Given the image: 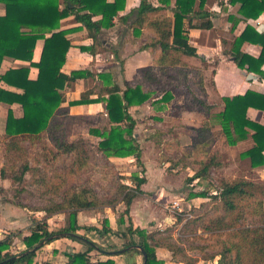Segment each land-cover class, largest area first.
I'll use <instances>...</instances> for the list:
<instances>
[{"label": "trees", "instance_id": "16d2710c", "mask_svg": "<svg viewBox=\"0 0 264 264\" xmlns=\"http://www.w3.org/2000/svg\"><path fill=\"white\" fill-rule=\"evenodd\" d=\"M5 12L0 15V64L5 56L29 61L38 70L36 79H28V69H8L0 73V81L22 89L21 93L0 88V102L17 103L21 106L23 115L14 117L8 110L5 130L2 138L3 153L0 177H10L11 185L16 191L23 190L26 174L31 182L38 186L40 194L56 193L61 189L66 174L71 169L48 168L49 162H54L60 155H71L72 164L81 165L89 157L88 140L82 136L67 141L65 139V117L75 118L68 114L72 105L102 103L106 116L107 128L89 129V133L100 138L97 143L99 152L106 156H133L138 166L141 162V149L133 132L136 120L129 112L132 106L143 103L170 102L172 93L164 91L160 98L153 99L152 92L144 90L141 83L130 85L127 82L120 85L112 79L110 72H93L88 69H74L64 73L61 68L66 60V53L71 45L66 35L70 32L85 29L92 44L82 46L91 54L95 53V42L103 29L114 25V17L125 7V0H0ZM238 4V12L244 19H257L264 12V0H229ZM206 0H140L132 10L134 18L131 22L132 33L141 34V29L148 28L154 33L143 48L157 50L153 65L157 72H164L182 63V56H198L196 48L189 44L187 28H211L210 13L204 9ZM73 16L79 26L62 29L60 21ZM235 40L231 54L237 66L246 67L261 75L264 63V43L262 37L254 32L259 39L248 36L246 29ZM48 34V36H46ZM252 37V38H251ZM261 38V39H260ZM37 39H43L40 58L32 61L33 49ZM250 39L262 44V50L257 58L241 53L238 45ZM139 67L141 82L157 84L159 75L152 67ZM92 77L98 80L93 87L82 91L77 99L65 101L64 89L77 79ZM224 108L219 112L220 125L228 144L236 142V134L253 130L254 146L243 152L242 157H249L253 167L264 165V126L254 122L247 115V109L253 107L264 110V94L246 91L244 94L225 97ZM198 102V103H197ZM197 109L203 108V102L197 101ZM193 107V106H188ZM191 147L197 149L209 144V125L194 129ZM46 136L51 146L41 152H35L34 147ZM201 167L186 178L187 184L195 179L209 176L210 168L219 166L216 157L211 155L202 159ZM141 169L140 173H142ZM132 185H125L121 201L124 209L119 212L117 224L123 226L117 231L123 241L121 248L114 244L108 245L111 253L106 259H92L90 252L103 254L105 249L91 242L77 231L95 229L101 235H108L110 228L107 218H103L101 227L79 225L77 214L82 210L94 209L98 201L93 197V190L82 186L65 193L63 202H57L44 208L46 217L35 219L30 233L21 239L23 248L15 253L9 251L11 235L0 239V264H32L36 253L46 244L60 238H69L85 245V250L63 252L67 257L66 264H115L114 257L118 254L131 256L129 264H136L135 255L142 251L132 240V235L139 238L137 246L146 253L145 264H164L158 259L156 249L164 247L171 253L173 260L183 264H194L195 258L188 256L182 247L176 244L159 242L154 232L132 227L129 214L130 205L135 196L141 193L140 186L145 179L138 174H131ZM208 187L197 191L190 190L187 198L200 197L208 199L220 212L208 218L201 225L203 232L218 234L225 232V238L220 241V250L216 264H264V184L255 183L245 178L222 180L218 190L210 192ZM204 202L200 203L203 206ZM68 214L67 225L49 229L47 218L55 213ZM178 221L182 220L176 216ZM43 245L33 249L40 241ZM113 240V239H111ZM143 256V255H142ZM144 259V258H143Z\"/></svg>", "mask_w": 264, "mask_h": 264}, {"label": "crops", "instance_id": "0c3cea01", "mask_svg": "<svg viewBox=\"0 0 264 264\" xmlns=\"http://www.w3.org/2000/svg\"><path fill=\"white\" fill-rule=\"evenodd\" d=\"M139 1L140 0H125L124 9L119 12V15L114 17V25L111 28L103 29L98 35V39L95 42L94 54L81 49L82 46L87 47L93 42L92 39L87 36L85 29H79L68 33L66 37L70 40L71 45L66 53V60L61 70L64 73H69L74 69L86 68L93 72H111L113 69L111 59H114L117 55L119 56L116 48H120V58L123 61L122 68L119 67L121 70V72H119L120 79L130 85H134L131 84L130 81L139 78L137 69L142 66L151 65L154 58L152 51L154 53L157 51L143 48V46L154 36V33L148 28L141 29V34L138 36H135L132 33L131 22L134 18V14L131 12L139 4ZM151 1L156 2V0ZM238 8V4H232L229 0H206L204 9L210 13L209 18L212 27L208 29L198 27L187 28L188 42L196 48L198 56H186L184 59L189 63H197L201 61L206 63L207 69H205L204 75L209 76L210 79V84L205 86L206 92L211 96L212 100L214 99L213 101L217 104L219 103V107H217L218 112L222 111L224 108L223 99L225 97L244 94L248 90L264 94V75L249 70L246 67H238L231 56L236 38L239 37L247 26L249 27L246 29L247 35L249 37L252 36L254 39H259L254 34V32H256L259 36H263L261 43H264V12L257 19H244L239 14ZM4 12V4L0 2V15H3ZM76 26H79V23H77L71 15L60 21V28L62 29ZM46 36H48V34H46ZM100 36L104 37L100 38ZM261 43H256V41L247 39L238 45V49L241 53L257 58L262 50ZM42 46L43 39H37L33 49V62L39 60ZM98 46L105 47L106 50L101 51ZM102 52L106 54L104 58ZM134 57L138 58L131 63ZM18 68H27L28 79H36L38 70L35 66H32L29 61L15 59L8 56H5L2 59L0 73H4L8 69ZM261 70L264 72V63L261 66ZM96 83H98V80L92 77L81 78L72 82L64 89L66 101L62 105H66L68 101L77 99L82 91L93 87ZM143 87H145V85H143ZM0 88L18 93L22 92V89L8 85L3 81H0ZM144 90L146 89L144 88ZM161 105L166 107V103L161 102L160 104L143 103L139 106H132L131 108L142 109L145 107L147 110L149 109L153 112L155 107L158 108ZM102 107L103 105L101 102L72 105L69 107L68 114L72 117L90 116L101 109L103 110ZM9 109L12 110L13 115L16 118L23 115L22 108L19 104L0 102V169L2 166L3 153L2 138ZM187 113H189V117L194 116V118L192 117L191 120L186 121L181 119L182 115L185 114H181L180 121L182 124L192 127L200 125L196 120H202V118L200 119L195 112L192 113L188 111ZM247 115L254 122L264 126V110L249 107L247 109ZM220 128L221 126L216 125V129ZM219 131L220 130H218V132ZM222 133L220 132L218 136L220 141L225 142L226 144L224 151L227 149V151L240 162L235 176H242L250 181H261L264 183V165L253 167L249 157L241 156L243 152H246L255 144L253 130L247 128L245 129V132L237 134L236 142L233 145L227 143L226 137L224 133ZM185 141V145H187L189 149V137L188 141ZM188 175L190 176L191 172ZM139 176L143 177L145 181L140 186L142 192L135 196L130 205L129 214L133 228L139 227L150 232L154 227L165 223L171 215L166 214L161 210L162 208L159 209V206L156 207V204H159L160 202V205L166 206L168 200L186 201L188 202V205L196 206L195 204L201 199L200 197L186 199L189 192L185 194L184 188L180 185L182 184L183 178L180 177L179 181L177 179L172 180L170 177H167L164 168L159 170H154V168L147 169ZM129 180L131 182L130 178ZM188 185L193 187L192 183ZM10 186L11 180L9 176L4 178L0 177L1 188L6 189ZM191 187L188 188V191H197L196 187ZM184 195H186V197ZM9 206H13L12 202L10 203L9 201L2 199L0 196V224L6 222L13 223L14 227L15 225L18 226L19 218L17 217V208ZM94 210L95 209L79 211L77 214L78 224L101 227L100 223L102 220H99V214L95 213ZM106 212L107 213L103 215V218L108 219L110 228L108 235H101L95 229L85 230L80 228L77 231L80 235H84L91 242L105 249L103 254H97L94 250L91 251L90 257L94 260L106 259V254L112 252L110 249H106L108 247L106 236H109V239H113V243L115 239L119 240L117 248H121L123 245V241L117 235V231L123 227L122 225L119 227L117 224L119 212L115 213V210L110 207H107ZM57 215H59V218L62 217L63 219V217L67 216V213H55L48 217L47 220L51 221L54 217H57ZM54 222L55 221H53V223ZM62 223L63 224H61L60 227L65 226L64 220ZM53 225H55V223ZM1 231L2 229L0 228V239L5 236ZM92 235L98 238H93ZM132 240L136 242V245L139 242V238L135 234L132 235ZM78 250H85V245L69 238L56 239L46 244L36 253L32 264H66L68 259L63 252H76ZM156 255L164 264H183L173 260L170 251L164 247H158L156 249ZM192 258H195L194 264H216L218 259V257H216L213 260L205 261L202 259H196L194 255ZM114 260L115 264H129L131 256L121 253L116 255ZM135 260L136 264H143V256L141 254H136Z\"/></svg>", "mask_w": 264, "mask_h": 264}, {"label": "rangeland", "instance_id": "374dc122", "mask_svg": "<svg viewBox=\"0 0 264 264\" xmlns=\"http://www.w3.org/2000/svg\"><path fill=\"white\" fill-rule=\"evenodd\" d=\"M102 37L104 36H100V38ZM98 48L101 51L106 50L105 47L98 46ZM116 51L119 56L117 55L118 58L111 59L113 69L110 74L114 75H112L114 81L122 85L125 81L120 79L119 72L121 70L119 67L122 68L123 61L120 58V48H116ZM152 53L155 58L157 51L155 53L152 51ZM102 56L104 58L106 54L102 52ZM184 57L186 56L181 57L182 63L180 65L173 66L164 72H157L152 62V67L159 75L157 84L141 82L138 72L139 78L130 81L131 84L141 83L145 85L144 88L146 91L152 92V98L155 100L160 98L164 91L171 92L173 96L170 102H164L166 107L164 105L158 108L155 107L153 112L145 107L142 109L129 108V112L131 111L130 113L136 120L133 132L141 149L143 166H138L133 156L114 157L99 152L97 143L100 138L90 134L89 129L107 128L105 112L104 109H101L102 111L100 110L90 116L65 117V139L71 141L79 136L86 138L90 153L89 157L76 167L71 163L73 157L65 154L58 156L54 162L48 163V168L51 170L54 168L61 171L67 168L72 170L64 177L60 190L56 193L40 194L38 186L32 184V179L28 174L24 178V188L18 194H16L12 185L6 189L0 187L1 198L10 203L12 202L13 206L9 207H16L18 211V226L15 225L14 227L13 223L6 222L0 224L2 234L11 235V245L9 247L11 253L23 248L21 239L24 235L30 233L34 225L33 221L46 217L44 208L57 202H63L66 192L80 189L82 186L93 190V194H95L93 197L99 203L94 211L99 214V220H102L103 215L107 213V207L114 209L115 213L124 209V205L121 203L122 191L125 185H132L129 180L131 174L140 175L141 169L146 171L151 168H154V170L164 168L165 174L172 180L177 179L179 181V178L182 177L183 181L180 185L184 188L185 194L189 192L188 188L191 187L186 182V178L189 177L188 174L191 172L192 175L196 169L201 167L199 162L202 159H208L211 155L216 157L219 166L210 168L208 177L192 181L193 187L191 188L196 187V190H200L210 184L209 191L214 193L216 189L218 190L220 181L238 177L243 178L242 176H235L240 162L227 149L224 151L226 144L221 142L218 136L220 132H223L221 128L216 129V125L221 126L217 110L219 103L213 101L214 99L212 100L206 92L205 86L210 84L209 76L204 75L207 65L203 61L189 63L185 61ZM137 58L134 57L131 63ZM198 100L203 102V108L209 107L207 111L197 109L196 102ZM154 104H160V102ZM188 111L195 112L200 119L202 118V120H196L200 125L192 127L181 123V114H185L182 115L181 119L186 121L191 120L192 117L194 118V116L189 117ZM204 122L209 125L207 140L210 142L203 147L199 144L197 149H193L191 142L193 136L196 135L194 129L202 127ZM218 130L220 131L218 132ZM188 137L190 139L189 149L185 145V140L188 141ZM48 146H51V144L47 137L43 136L41 143L34 147V151L41 152ZM252 182L264 184L261 181ZM184 196L186 197V195ZM207 200L199 199L198 203L195 204L196 206L188 205L186 201L175 200H168L166 206L160 205L161 202L156 204V207L159 206V209L162 208L161 210L166 214H170L171 217L165 223L154 227L150 232H154L159 242L173 243L182 247L190 257L194 255L196 259L205 261L215 259L218 257L220 241L225 238V232L210 234L200 229L205 220L207 221L208 218H212L220 212L218 207H215L209 201L207 202ZM201 202H204L203 206H200ZM178 214L182 218L180 221L176 219ZM67 218L68 214L63 219L57 215L53 220H47V226L50 230L60 228L63 220L64 224L67 225ZM53 221H55V225H53ZM92 237L98 238L94 235ZM108 237L106 236L107 245H118L119 240L115 239L113 243Z\"/></svg>", "mask_w": 264, "mask_h": 264}, {"label": "water", "instance_id": "95a60500", "mask_svg": "<svg viewBox=\"0 0 264 264\" xmlns=\"http://www.w3.org/2000/svg\"><path fill=\"white\" fill-rule=\"evenodd\" d=\"M43 243H44V241L42 240V241H40L33 249H37L38 247H40V246H42L43 245ZM135 247H137L138 249H140L141 251H142V255H143V264H145V259H146V253L142 250V248L140 247V246H135Z\"/></svg>", "mask_w": 264, "mask_h": 264}]
</instances>
